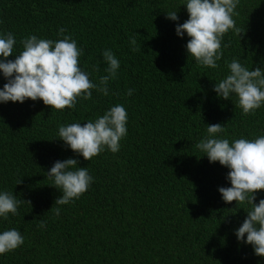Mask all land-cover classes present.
I'll return each instance as SVG.
<instances>
[{"label": "trees", "instance_id": "trees-1", "mask_svg": "<svg viewBox=\"0 0 264 264\" xmlns=\"http://www.w3.org/2000/svg\"><path fill=\"white\" fill-rule=\"evenodd\" d=\"M184 4L0 0V34L11 32L17 41L7 60L22 51V38L55 41L64 28L82 49L79 66L94 83L106 74L104 50L120 63L107 96L93 90L72 109H51L39 99L0 102V191L31 201L0 218V233L15 228L24 237L19 248L0 255V264H264L235 235L250 206L225 203L218 191L231 186L229 169L195 147L206 125L216 123L224 127L218 138L230 142L264 135V104L244 115L235 95L225 100L213 90L233 59L264 69V0H239L233 19L243 33L225 34L216 69L199 66L186 51L190 38L176 34L188 19ZM175 10L178 20L166 18ZM131 37L141 50L132 51ZM6 82L0 73V90ZM117 104L128 114L118 152L105 149L85 161L58 139L60 125L94 121ZM68 158L87 167L93 181L79 199L59 206L57 217L52 209L62 193L46 173ZM255 196L258 203L264 190ZM40 221L46 226L38 227Z\"/></svg>", "mask_w": 264, "mask_h": 264}, {"label": "clouds", "instance_id": "clouds-1", "mask_svg": "<svg viewBox=\"0 0 264 264\" xmlns=\"http://www.w3.org/2000/svg\"><path fill=\"white\" fill-rule=\"evenodd\" d=\"M239 0H185L184 6L188 19L175 28L177 36L185 33L190 38L186 44L188 56L194 58L199 66L216 69L217 61L223 56L222 39L229 30L238 36L243 32L236 27L234 15ZM166 18L178 20L177 10L168 12ZM66 29L60 28L58 35L62 39L51 40L29 35L20 40L22 51L14 60L6 58L13 55L17 41L13 33L0 34V73L7 82L0 90V102H20L26 99L42 100L43 104L58 111L75 108L78 98L90 100L93 90L107 96L109 81L116 79L120 67L119 60L110 49L102 53L107 64L105 75L97 82L89 78V73L79 66L82 49L72 39L64 35ZM132 51L141 50L134 37L130 38ZM227 47V45H225ZM228 73L214 85L217 96L228 100L235 95L236 106L242 114H254L264 104V69L254 70L242 66L233 59L226 64ZM99 71L98 66H93ZM129 89L127 95H132ZM128 114L123 105L112 106L102 116L86 123H71L58 127V139L62 140L73 152L85 161H90L105 149L116 153L120 141L127 135ZM207 135L196 145V149L207 156L210 163L219 162L229 169L227 180L230 187H219L218 191L225 203L233 201L247 204L249 210L242 225L235 231L238 241L251 245L254 254L264 257V199L258 203L255 193L264 190V135L255 139L238 138L229 141L218 138L224 132L220 123L206 125ZM78 160L68 158L56 161L46 173L52 181L50 186L58 189L59 196L52 209L55 216L60 215L61 205H67L79 199L93 181L87 167H78ZM21 179L17 182L19 184ZM31 201L17 199L13 192L0 191V218L7 220L9 214L17 215L18 207ZM46 226L40 221L38 227ZM246 237V238H245ZM24 237L15 228L0 233V255L19 248Z\"/></svg>", "mask_w": 264, "mask_h": 264}]
</instances>
